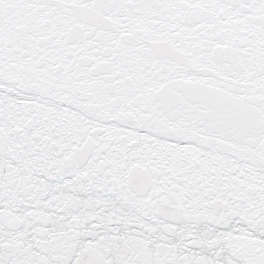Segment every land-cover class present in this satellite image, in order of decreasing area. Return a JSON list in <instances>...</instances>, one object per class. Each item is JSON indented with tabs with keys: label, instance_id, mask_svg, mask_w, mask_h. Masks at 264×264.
I'll list each match as a JSON object with an SVG mask.
<instances>
[{
	"label": "snow or ice",
	"instance_id": "1",
	"mask_svg": "<svg viewBox=\"0 0 264 264\" xmlns=\"http://www.w3.org/2000/svg\"><path fill=\"white\" fill-rule=\"evenodd\" d=\"M0 264H264V0H0Z\"/></svg>",
	"mask_w": 264,
	"mask_h": 264
}]
</instances>
